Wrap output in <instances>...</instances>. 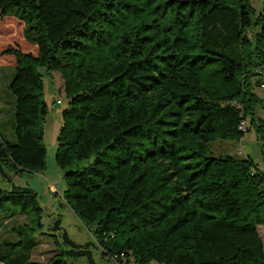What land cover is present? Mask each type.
<instances>
[{"label":"trees","instance_id":"16d2710c","mask_svg":"<svg viewBox=\"0 0 264 264\" xmlns=\"http://www.w3.org/2000/svg\"><path fill=\"white\" fill-rule=\"evenodd\" d=\"M0 59L14 67L15 96L0 180L44 170L39 68L57 71L68 99L54 155L62 197L105 256L264 264V172L249 157L205 155L210 141H239L241 120L264 126V0L257 13L250 0H0ZM41 210L33 189L0 186V212L31 217L19 234L42 225ZM63 237L70 249L30 260L32 239L6 264H93L90 243Z\"/></svg>","mask_w":264,"mask_h":264},{"label":"rangeland","instance_id":"374dc122","mask_svg":"<svg viewBox=\"0 0 264 264\" xmlns=\"http://www.w3.org/2000/svg\"><path fill=\"white\" fill-rule=\"evenodd\" d=\"M250 3L256 13L262 9V0H250ZM39 71L42 73L43 98L48 106V113L43 124L42 139L46 151L45 168L42 172H23L15 175L11 181L0 180V186L4 189H10L13 185L33 189L37 194V202L42 209L40 215L42 225H36L37 221L34 220V230L30 231L28 235L19 234L21 229L19 225L29 222L31 217L26 218L24 215L18 214L9 220L0 212V259L2 260L0 264L14 262V260L11 261L13 258L20 260L22 255L27 253L28 241L32 239H35L38 244L37 247L29 250L30 260L44 261L60 250L70 249L71 245L64 241V231L76 243H90L85 248L90 252L93 264H118L113 258L102 253L101 247L94 243L88 226L75 215L62 197L66 183L63 171L55 163L54 155L57 135L62 126V109L68 106V99L64 95L62 89L63 79L59 72L46 71L44 67H40ZM13 72L14 67L7 61L0 59V133L10 142L15 140L13 116L15 96L7 88V85L13 76ZM261 84L255 87V93L261 100L256 105L255 111L257 117L264 122V87ZM247 128L241 137L245 153L239 154L237 152L238 148L242 152L240 141L218 139L208 142L205 155L220 156L229 154L238 157H249L253 160L256 168L264 172V126L257 131L255 125H251L248 120ZM237 142H239V146H237ZM91 160V156L78 160L71 167L85 166ZM258 232L264 245V226H259ZM19 239H21V243L18 242ZM56 240L57 242H55ZM64 258L70 264H89L87 255L64 256ZM129 264L134 263L130 261ZM148 264L161 263L151 261Z\"/></svg>","mask_w":264,"mask_h":264},{"label":"built area","instance_id":"2783aa9c","mask_svg":"<svg viewBox=\"0 0 264 264\" xmlns=\"http://www.w3.org/2000/svg\"><path fill=\"white\" fill-rule=\"evenodd\" d=\"M261 86L264 87V81H263V83L261 84ZM58 102H59V101H58ZM246 128H247V122H246V120H241L240 123H239V129H240L241 131H245ZM238 153H241V149H239V148H238Z\"/></svg>","mask_w":264,"mask_h":264},{"label":"crops","instance_id":"0c3cea01","mask_svg":"<svg viewBox=\"0 0 264 264\" xmlns=\"http://www.w3.org/2000/svg\"><path fill=\"white\" fill-rule=\"evenodd\" d=\"M239 141L241 142V146H242V147H241V148H242V152H241V153H245V147H244V144H243V140L240 139ZM262 143H263V142H262ZM237 146H239V142H237ZM237 146H236V147H237ZM237 152H238V150H237ZM241 153H239V154H241Z\"/></svg>","mask_w":264,"mask_h":264}]
</instances>
